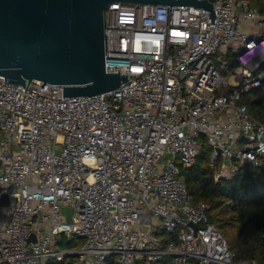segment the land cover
<instances>
[{
    "label": "built area",
    "instance_id": "built-area-1",
    "mask_svg": "<svg viewBox=\"0 0 264 264\" xmlns=\"http://www.w3.org/2000/svg\"><path fill=\"white\" fill-rule=\"evenodd\" d=\"M208 1L215 23L201 7L111 4L105 68L128 76L112 92L64 99L0 76V264H260L235 261L182 175L204 144L218 179L264 157V124L239 104L264 94V13Z\"/></svg>",
    "mask_w": 264,
    "mask_h": 264
},
{
    "label": "water",
    "instance_id": "water-1",
    "mask_svg": "<svg viewBox=\"0 0 264 264\" xmlns=\"http://www.w3.org/2000/svg\"><path fill=\"white\" fill-rule=\"evenodd\" d=\"M117 2L201 7L216 20L208 0H0V76L25 89L33 81L61 85L64 99L118 89L128 76L106 71L104 18ZM62 212L70 222L72 210Z\"/></svg>",
    "mask_w": 264,
    "mask_h": 264
},
{
    "label": "trees",
    "instance_id": "trees-1",
    "mask_svg": "<svg viewBox=\"0 0 264 264\" xmlns=\"http://www.w3.org/2000/svg\"><path fill=\"white\" fill-rule=\"evenodd\" d=\"M264 13V0H249ZM264 70V67H263ZM247 104L252 117L264 124V94L258 91ZM254 95V96H255ZM1 133V132H0ZM203 144L205 137H201ZM212 149L203 145L193 167L182 170L189 195L194 204L205 203L209 206V221L222 232L229 243L237 263L255 260L264 263V157L262 166L243 165L230 180L218 179L220 163L212 164ZM168 241L174 239L168 235ZM83 241L74 238L64 242V247L79 248ZM73 257H67L62 263L55 261L48 264H73ZM169 258L157 264H168ZM107 264H117L116 257H111Z\"/></svg>",
    "mask_w": 264,
    "mask_h": 264
},
{
    "label": "rangeland",
    "instance_id": "rangeland-1",
    "mask_svg": "<svg viewBox=\"0 0 264 264\" xmlns=\"http://www.w3.org/2000/svg\"><path fill=\"white\" fill-rule=\"evenodd\" d=\"M230 84L234 85V82L231 81ZM254 95H255L254 93L248 94L247 97H245V98L243 97V99L239 102V104H242V103L247 104V102L252 101L253 98L256 97V95L255 96ZM57 263H59V262H57Z\"/></svg>",
    "mask_w": 264,
    "mask_h": 264
}]
</instances>
